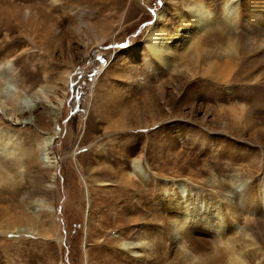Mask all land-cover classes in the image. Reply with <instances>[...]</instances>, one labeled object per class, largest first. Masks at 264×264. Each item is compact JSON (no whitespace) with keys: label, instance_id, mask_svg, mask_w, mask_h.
<instances>
[{"label":"rangeland","instance_id":"374dc122","mask_svg":"<svg viewBox=\"0 0 264 264\" xmlns=\"http://www.w3.org/2000/svg\"><path fill=\"white\" fill-rule=\"evenodd\" d=\"M204 2L218 14L217 0ZM164 3L172 34L181 1L0 0V82L8 78L0 94V128L17 141V153H0V164L18 183L0 191V231L9 230L0 232V264H157L170 242L165 237L161 248L156 237L167 226L155 205L165 189L162 179L209 192L220 184L231 187V177L264 173V123L249 117L243 125L244 118L227 114L245 105L250 115L248 103L264 97V81L250 89L252 80L217 78L228 70L218 49L225 40L207 34L194 46L180 45L168 55L169 65L155 66L154 75L141 61L143 38ZM229 35L235 58L242 53L253 75L264 80V54L255 48L263 36L251 39L239 29ZM18 92L29 99L32 113L15 101ZM206 135L201 145L197 139ZM141 153L145 176L134 177L135 190L124 191L122 172L132 171L130 160ZM20 155L24 175L16 173ZM43 191L47 199L40 203L36 198ZM133 199L148 205L146 212ZM117 214L144 219L118 222ZM14 217L39 222L23 234L10 226ZM247 225L237 242L254 232L264 249V219L256 216ZM147 233L152 252L127 249V242L134 245Z\"/></svg>","mask_w":264,"mask_h":264},{"label":"bare ground","instance_id":"6f19581e","mask_svg":"<svg viewBox=\"0 0 264 264\" xmlns=\"http://www.w3.org/2000/svg\"><path fill=\"white\" fill-rule=\"evenodd\" d=\"M166 1L173 3L181 1L182 9H177L175 12L178 24L173 27L172 34L168 29L167 23H164V5L166 2L156 10L152 24L147 29L143 38L146 54L143 55L141 61L145 63L146 68L152 75H154L156 65L160 64L167 66L169 63L168 55L171 54L172 51H175L177 47L185 43H190L192 46L195 43V39H201V36L211 34L217 38H221V40H225V42L223 41V43L220 44L218 49L219 54L223 55L227 61L224 60L227 63L226 67L228 70H224V72L221 73L222 75L217 78L222 80L223 83L229 78L240 80L242 83L252 80L251 84H248L250 89L256 87L259 82L262 83L264 81L261 79V76L253 75V71L250 69L252 62L245 64L243 61L245 59H241L243 57L242 53L235 58L237 49L234 47L233 38L229 35L230 31L238 29L251 39L254 34H261L263 37L255 43V48L264 54V0H217V6L219 5L218 14H214V11H211L210 6H207L204 0ZM102 40L103 37H98L96 39L97 42H101ZM231 58H235L234 62ZM131 68L132 67H128L127 71ZM6 80H8V78H6L5 75L1 76L0 94L2 90L7 87L5 86L7 84ZM196 80L198 81L199 79ZM200 81L203 82V84L211 83L214 86L221 84L219 80L207 81L200 79ZM262 91L264 92V89ZM16 96L17 98L15 101L17 99L22 100L24 108L28 113H32V104L29 102V99H26L20 92H18ZM253 99L254 101L252 104L248 103L250 115H245V105H241L239 111L237 108H231V111L227 114L244 118L243 125H246L249 117L257 119L260 123H264V97L259 96L255 98V96H253L250 100ZM230 100H232V98L227 99V101ZM57 101L60 102L61 100L57 98ZM243 101L246 102L245 100ZM244 102L242 104H244ZM251 105L254 108H258L255 109L254 113ZM51 111L53 110H50L49 115L53 114ZM243 113L244 115L242 116ZM190 114H193L192 111ZM224 114L226 115V112H223L221 115ZM206 122L207 119L203 121V125H205ZM238 130H240L239 126L238 128L236 127L235 131L237 132ZM236 132L234 133L236 134ZM53 134L55 135L56 132L54 131ZM54 135L46 136L44 139L47 142H51ZM207 138L208 136L206 135L203 139L197 140L201 145H204ZM16 145L17 141L14 134H9L0 128V153L4 155H13L17 153ZM74 156V153H71V157L73 158ZM19 157L16 173L18 172L24 175L26 173V163L25 160L21 158V155ZM143 159L142 153L133 157L130 160L132 171L122 172V178L128 182L124 191L135 190L133 178L145 176V170L142 165ZM251 159L252 162L256 161V157L254 156H252ZM0 168L4 169L2 165ZM106 168L108 169V174L112 171L110 174L114 175L115 173L120 175L119 171L116 172V170L113 171L109 169V167ZM5 169L4 171L8 175L4 177L5 175L2 176L0 174V191L8 193L12 191L18 183L12 180V176L9 175V169ZM250 173L252 174L253 172ZM250 176L240 175L231 177L228 180L231 187L227 188L224 184L219 183L220 185H218V188L214 187L209 192L201 191L196 188L189 189L170 178L162 179L165 184V189L159 194L155 205L158 210H161L162 213L164 212L163 215L165 216L167 226H165L166 232L159 229L158 236L156 237H158V243H160L159 246H161V248L166 246L165 237H169L168 240L170 242L167 246V251H163V256L156 260L157 264H264V249L256 242L257 237L254 235V232L244 234L245 238L241 242H237L238 235H241L243 227L248 226L247 223L255 219L256 216L264 219V173L261 176L258 175L256 179ZM169 180H171V182ZM123 183H125V181ZM213 184H215L214 180H212V185ZM45 191L47 190L45 189ZM117 191L119 190L117 189ZM46 195V192L43 191V193L39 194L36 198V201L40 203L46 202ZM133 201L135 204L139 205L143 203V206L145 205L146 207V212L148 205L144 204V202L139 199H133ZM128 207L129 206H127V208ZM122 211L124 210H121V212ZM131 216L132 217L125 219L124 215H118V217H115V220L119 222L120 219L124 218L127 222L133 224V222L136 223L144 219L141 216V219L134 217V215ZM117 218H119V220ZM38 222L36 217H21L20 219L14 217L10 226L13 228L17 227L16 229L24 234V232H28L27 229L30 228V226ZM19 223L22 224L23 227H26V230L25 228H18L17 224ZM144 224L143 222L141 223V225ZM8 231L4 230L2 232L1 230L0 232L6 235ZM262 238L264 240V237ZM56 239L60 240V236L56 235ZM127 244L132 245L127 247V249L131 248L140 251L149 250L151 252L155 246L152 234L148 236V233L142 235L134 245L132 242H127ZM168 247L171 248L169 249ZM132 252L138 253V251L135 250H132ZM141 262L142 264L148 263L147 261Z\"/></svg>","mask_w":264,"mask_h":264}]
</instances>
